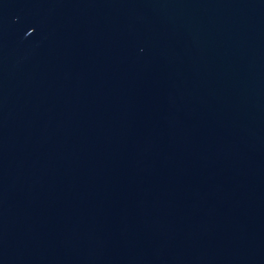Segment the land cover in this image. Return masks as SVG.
<instances>
[{"label":"water","instance_id":"obj_1","mask_svg":"<svg viewBox=\"0 0 264 264\" xmlns=\"http://www.w3.org/2000/svg\"><path fill=\"white\" fill-rule=\"evenodd\" d=\"M0 264H264V0H0Z\"/></svg>","mask_w":264,"mask_h":264}]
</instances>
